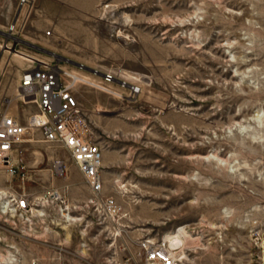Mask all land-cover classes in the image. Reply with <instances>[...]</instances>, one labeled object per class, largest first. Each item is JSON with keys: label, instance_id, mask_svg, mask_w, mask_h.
Segmentation results:
<instances>
[{"label": "rangeland", "instance_id": "rangeland-1", "mask_svg": "<svg viewBox=\"0 0 264 264\" xmlns=\"http://www.w3.org/2000/svg\"><path fill=\"white\" fill-rule=\"evenodd\" d=\"M0 49L1 62L56 64L71 80L103 179L95 197L69 153L29 127L0 190L40 215L0 216V264H143L145 240L178 230L183 264L254 262L264 0H0ZM18 100L20 121L39 113Z\"/></svg>", "mask_w": 264, "mask_h": 264}, {"label": "built area", "instance_id": "built-area-1", "mask_svg": "<svg viewBox=\"0 0 264 264\" xmlns=\"http://www.w3.org/2000/svg\"><path fill=\"white\" fill-rule=\"evenodd\" d=\"M27 1L21 0L22 3ZM13 28L14 25L9 26L10 30ZM112 79L114 77L110 74L105 76L106 81ZM16 88L14 96L5 95L0 102V165L9 167L10 173H14L11 166L15 146L25 140L29 127L37 126L44 142L55 143L69 153L90 191L97 197L103 186L102 148L89 134V126L71 80L62 74L56 64L38 61L21 70ZM28 97L33 99L39 113L22 122L10 114V109L16 98L25 102ZM56 173L65 174L64 164L56 165ZM9 195L0 190V216L6 220L14 216L30 224L33 216L40 215L30 204L27 194ZM257 246V258L252 264H264V237L257 239ZM143 253V264H183L182 256L165 241L154 244L145 240Z\"/></svg>", "mask_w": 264, "mask_h": 264}, {"label": "crops", "instance_id": "crops-1", "mask_svg": "<svg viewBox=\"0 0 264 264\" xmlns=\"http://www.w3.org/2000/svg\"><path fill=\"white\" fill-rule=\"evenodd\" d=\"M8 54H9L8 51L0 49V58H3V56H6ZM13 61H14V64L11 65L12 60H10L8 63L1 62L0 60V102H1V98L5 95L14 96L13 95L14 89L17 87L19 83V77H20L21 70L24 67L28 66L27 64L25 65V63L22 60H20V58H15V59L13 58ZM6 83H10L9 88L6 87ZM18 99H19L18 102L22 104L20 98ZM16 105L17 104H16V99H15L11 106L10 114H12L15 117H18L19 111L16 110L17 108ZM81 175H79L80 179H81Z\"/></svg>", "mask_w": 264, "mask_h": 264}, {"label": "bare ground", "instance_id": "bare-ground-1", "mask_svg": "<svg viewBox=\"0 0 264 264\" xmlns=\"http://www.w3.org/2000/svg\"><path fill=\"white\" fill-rule=\"evenodd\" d=\"M180 234H181V231L178 230L177 233L174 234V235H172V234L165 235L164 239L165 240H168L169 241V244L173 247V246L178 245L179 243H181L182 239L180 237Z\"/></svg>", "mask_w": 264, "mask_h": 264}]
</instances>
